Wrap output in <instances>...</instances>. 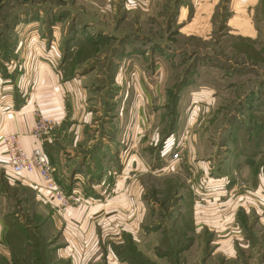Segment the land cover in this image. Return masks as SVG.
<instances>
[{"label": "rangeland", "instance_id": "rangeland-1", "mask_svg": "<svg viewBox=\"0 0 264 264\" xmlns=\"http://www.w3.org/2000/svg\"><path fill=\"white\" fill-rule=\"evenodd\" d=\"M230 4L0 0L2 104L18 108L33 96L35 123L38 111L55 114L62 94L66 112L51 116L59 122L55 133L70 122L82 133L75 139L71 130L54 146L67 175L56 177L77 200L61 208L52 198L44 216L24 207L23 221L12 212L13 253L10 260L0 255V264H69V208L116 195V183L167 186L147 197L166 208L155 228L163 232L182 199L172 184H195L206 200L264 180V65L251 68L233 56L224 23ZM198 250L192 263L203 256ZM254 253L249 261L260 263L264 254Z\"/></svg>", "mask_w": 264, "mask_h": 264}, {"label": "crops", "instance_id": "crops-1", "mask_svg": "<svg viewBox=\"0 0 264 264\" xmlns=\"http://www.w3.org/2000/svg\"><path fill=\"white\" fill-rule=\"evenodd\" d=\"M229 11L230 16L224 23L232 40L233 56L245 60V65L251 68L264 65V0H231ZM215 62L224 65L231 60L219 58ZM40 96L37 100L43 104ZM59 98L55 114L51 116L60 117L66 112L65 98L62 94ZM33 100V96L26 98V103L18 108H14L13 102L2 104L0 100V255L9 260L14 248V237L8 230L12 212L15 211V219L23 221L24 207L31 205L37 216L38 213L44 216L41 209L56 204L37 172L16 174L12 171L1 141L3 133L14 132L20 135L21 144L27 151L40 145L31 134ZM68 125L67 132L59 129L42 143L55 175L60 177L67 176L63 174L66 168L61 153L54 150V146L60 140H67L65 134L71 130L76 132L74 135L79 134L75 139L82 135L80 124L70 122ZM165 187L144 183L142 186L135 181L116 183L111 188L116 195L86 198L77 206H71L66 251L69 264H255L249 261L254 251L260 249L264 254V180L261 179L255 189L206 200L199 199V188L195 184H172L173 189L182 191L181 203L170 208L173 211L171 218L163 220L171 222L172 226L159 232L155 228L160 222L158 219L166 215L162 213L166 208L159 209L154 197H147L154 196L158 190L164 191ZM237 243L244 252L249 249L247 255L251 258L247 256L243 260L239 256ZM198 248L203 256L200 254L202 258L192 263L190 256L192 252L199 254ZM244 252L240 251L241 255ZM215 258L217 261H213ZM256 264H264V259L261 257L260 263Z\"/></svg>", "mask_w": 264, "mask_h": 264}, {"label": "built area", "instance_id": "built-area-1", "mask_svg": "<svg viewBox=\"0 0 264 264\" xmlns=\"http://www.w3.org/2000/svg\"><path fill=\"white\" fill-rule=\"evenodd\" d=\"M36 121L32 127L31 134L40 145L27 151L21 144L20 135L14 132H5L1 135L8 157V163L16 174L23 172H37L44 181L45 188L53 199L58 202L61 208L69 207L72 201L77 200L76 195L67 194L60 186L55 175V168L52 165L48 154L43 147L44 139L55 134L58 127V120L41 112H36Z\"/></svg>", "mask_w": 264, "mask_h": 264}]
</instances>
